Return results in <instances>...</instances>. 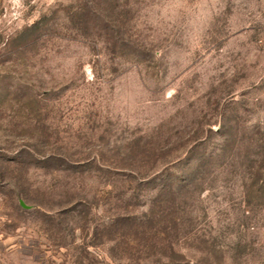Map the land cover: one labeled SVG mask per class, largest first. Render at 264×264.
<instances>
[{"label": "rangeland", "instance_id": "rangeland-1", "mask_svg": "<svg viewBox=\"0 0 264 264\" xmlns=\"http://www.w3.org/2000/svg\"><path fill=\"white\" fill-rule=\"evenodd\" d=\"M166 259L264 264V0H0V264Z\"/></svg>", "mask_w": 264, "mask_h": 264}, {"label": "trees", "instance_id": "trees-1", "mask_svg": "<svg viewBox=\"0 0 264 264\" xmlns=\"http://www.w3.org/2000/svg\"><path fill=\"white\" fill-rule=\"evenodd\" d=\"M162 192H164V193H166L167 192V190L164 188L163 190H162ZM112 222H110L109 224H105V225H103L102 227H103V229H106V231H109L110 229H112L114 226H117V225H122V224H125V225H131L132 224V222H130V221H128L127 219H114V220H111ZM143 234H144V232H142ZM141 234V233H140ZM124 239H125V246H129V247H131V246H133V243H134V239H132L130 236H125L124 237ZM167 247L169 248V249H172V246L170 247V244L168 243L167 244ZM129 257V256H128ZM130 258V257H129ZM163 259V257H161V256H158L157 257V261L158 262H160L161 260ZM167 260V262L166 263H168V264H170V262H171V259H166ZM103 264H106V263H103ZM161 264H164L163 262H161Z\"/></svg>", "mask_w": 264, "mask_h": 264}]
</instances>
